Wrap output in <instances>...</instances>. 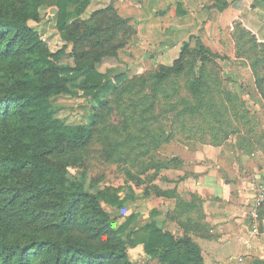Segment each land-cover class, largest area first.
I'll return each instance as SVG.
<instances>
[{"label": "rangeland", "instance_id": "obj_1", "mask_svg": "<svg viewBox=\"0 0 264 264\" xmlns=\"http://www.w3.org/2000/svg\"><path fill=\"white\" fill-rule=\"evenodd\" d=\"M225 3L228 0H163V4L157 0H90L77 17L81 22L94 23L91 15L108 6L112 8L102 14L114 12L125 19L114 37L98 49L91 48L89 40L75 44L70 36L76 29L71 25L78 19L60 29L54 5H41L39 18L27 20L41 33L49 51H62L55 60L58 64L94 61L97 70L106 74L104 78L116 85L93 97L76 84L80 75L70 91L51 99L59 117L93 126L86 145L55 157L65 162L68 176L82 177L93 191L115 185L121 197L130 190L136 195L120 209L102 202L115 227L132 211L137 213L135 225L151 219L162 227L174 222L164 214L170 200L161 201L155 186L180 180L200 165L232 176L238 173L249 183L257 174L264 178V38L253 31L259 24L250 28L236 18L219 29V22L211 20L215 18L204 20L183 13L196 12L199 5L213 13ZM98 21L96 18L94 24ZM80 30L82 26L77 32ZM95 33L105 37L111 30L100 28ZM197 41L212 52L200 86L201 98L190 90L200 64V54L194 49ZM185 42L183 70L159 80L155 74L173 64ZM98 50L107 51L99 60ZM118 73L124 75L117 79ZM197 103L202 106L199 113L183 111ZM93 114L96 122L90 121ZM165 161L167 168L160 167ZM165 169L177 172L159 176ZM127 255L134 264L156 263L142 244H128Z\"/></svg>", "mask_w": 264, "mask_h": 264}, {"label": "trees", "instance_id": "obj_2", "mask_svg": "<svg viewBox=\"0 0 264 264\" xmlns=\"http://www.w3.org/2000/svg\"><path fill=\"white\" fill-rule=\"evenodd\" d=\"M5 2L8 7H3ZM89 2L0 0V264H134L127 255L128 244H142L155 264H204L200 247L187 233L175 235L154 219L132 224L137 217L132 211L115 227L102 202L120 209L127 199L136 197L132 190L122 197L115 185L93 191L82 177L68 176L65 162L55 158L86 145L93 126L70 123L56 115L52 97L70 91L80 75L76 84L93 97L116 85L104 78L106 74L97 70L94 61L58 64L55 60L62 51H49L41 33L27 20L39 18L41 5H54L59 27L64 29ZM226 6L220 4L218 9ZM108 7L91 15L94 23L99 20L91 23L93 26L77 18L71 25L76 29L71 40L75 44L89 40L90 47L98 49L114 37L125 19L114 12L102 14L112 8ZM79 26L81 32H77ZM100 28H109L111 33L100 37L95 33ZM186 46L185 42L172 65L155 74L159 80L183 70ZM194 49L200 54V64L190 90L201 98L200 86L212 52L201 41ZM98 51L97 60L107 53ZM116 75L119 79L124 74ZM201 107L197 103L183 111L199 113ZM89 118L96 122L94 114ZM166 163L159 166L167 168ZM155 190L158 196L176 197L169 215L177 221L185 212L200 213L201 199L194 193L187 199L174 188L156 185ZM252 264H264V260L256 259Z\"/></svg>", "mask_w": 264, "mask_h": 264}, {"label": "crops", "instance_id": "obj_3", "mask_svg": "<svg viewBox=\"0 0 264 264\" xmlns=\"http://www.w3.org/2000/svg\"><path fill=\"white\" fill-rule=\"evenodd\" d=\"M157 1L163 4V0ZM183 13L191 14L193 18L203 16L204 20L215 18L211 20L219 22V29L222 25L227 26L233 19L241 18L250 28L253 23L259 24V28L253 31L260 38H264V0H228L225 8L213 13H207L201 5L196 12L186 10ZM226 15L231 18H226ZM210 27L212 29V25ZM200 166L195 172L183 175L180 180L174 178L171 179L173 181H164L163 184L157 182L156 185L162 189L174 188L183 198L188 199L194 193L201 199L200 213L185 212L178 221L175 219L172 223H165L169 225H164L163 228L179 236L187 233L200 247L204 264H252L256 259L264 260V209H261L262 204L256 209L255 217L252 216L249 181L238 173L235 177L230 173L211 171L203 165ZM176 172L165 169L159 172V176L168 173L174 176L173 173ZM255 177V181H264L260 174ZM158 198L161 201L170 200L166 203L170 205L164 214H171L176 197ZM254 224L257 225V232L252 230Z\"/></svg>", "mask_w": 264, "mask_h": 264}, {"label": "built area", "instance_id": "obj_4", "mask_svg": "<svg viewBox=\"0 0 264 264\" xmlns=\"http://www.w3.org/2000/svg\"><path fill=\"white\" fill-rule=\"evenodd\" d=\"M248 190L252 198V216L255 217L256 209L264 204V181H252L249 183ZM252 230L257 232L256 224L253 225Z\"/></svg>", "mask_w": 264, "mask_h": 264}]
</instances>
